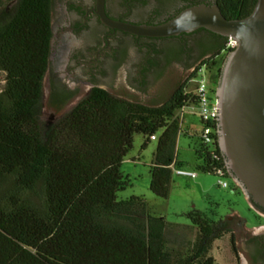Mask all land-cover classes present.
Instances as JSON below:
<instances>
[{
	"label": "trees",
	"instance_id": "16d2710c",
	"mask_svg": "<svg viewBox=\"0 0 264 264\" xmlns=\"http://www.w3.org/2000/svg\"><path fill=\"white\" fill-rule=\"evenodd\" d=\"M256 1L214 4L224 18L241 20ZM51 7L52 0H19L0 14V264H216L209 255L212 244L227 234L237 255L235 235L223 220L213 222L197 210L188 213L197 231L190 243L184 238L187 229L150 214L142 198L117 200L127 186L120 166L134 135L143 136L141 149L155 137L149 189L168 198L173 168L183 167L177 160L183 130L178 113L194 103L187 87L202 68L212 72L219 56L227 57L232 51L225 49L228 39L174 85L159 106L92 88L63 117L40 121ZM217 75L215 89L221 69ZM183 132L184 138L197 139L191 146L196 169L214 176L221 171L232 190L241 191L229 177L217 140L206 147L199 133ZM237 219L245 229V221Z\"/></svg>",
	"mask_w": 264,
	"mask_h": 264
},
{
	"label": "rangeland",
	"instance_id": "374dc122",
	"mask_svg": "<svg viewBox=\"0 0 264 264\" xmlns=\"http://www.w3.org/2000/svg\"><path fill=\"white\" fill-rule=\"evenodd\" d=\"M197 1L202 4H214V0ZM90 3L91 0H52L53 39L43 95L38 107L40 121L50 115L63 117L81 102L92 88L103 89L132 102L159 106L165 102L168 90L174 84L182 82L195 68L185 72L178 63L172 62L162 71L140 73L144 50L135 44L131 36L116 32L106 38L105 27L96 19L83 22L71 9L65 12L69 5ZM120 3V0H107V9L111 15H122ZM181 8L182 0H147L145 6L140 7L127 18L138 23L147 22L150 20L149 13L152 9L160 12L159 20H161ZM152 43L162 45L163 49L168 51L176 48L173 41H152ZM222 67L223 64L218 59L216 67L210 73V79L205 74L206 79L213 83L218 70ZM2 78L0 74V80ZM2 85L1 81L0 87ZM192 88L190 83L187 91ZM57 99L61 102L57 103ZM178 116L181 120L179 113ZM182 121L183 128L190 129L191 136L192 133H200L202 128L200 121L190 114V109L185 110ZM183 131L184 129L177 139V155L178 159L184 161L187 166L181 169L195 171L197 177L190 179L179 177L174 173L168 198L161 199L154 196L149 186L156 141H150L144 149H141L143 136L134 135L132 149L120 166L121 175L127 180V186L117 194V200L142 198L150 214L162 216L168 223L175 225L190 224L186 215L193 210L204 213L213 222L227 219L228 216L235 214L245 221L246 229H252L250 234H263L264 230L257 229L259 225L264 224L263 218L259 215L260 211L251 206L241 191L232 190L230 185L223 189L218 186L217 176L196 169L197 161L191 146L197 139L184 138ZM227 226L235 235L237 255L231 250L227 234L213 242L210 256L216 264H246L249 247L243 242L245 231L236 223L227 222ZM184 233L185 241L191 243L197 231L189 228Z\"/></svg>",
	"mask_w": 264,
	"mask_h": 264
},
{
	"label": "water",
	"instance_id": "95a60500",
	"mask_svg": "<svg viewBox=\"0 0 264 264\" xmlns=\"http://www.w3.org/2000/svg\"><path fill=\"white\" fill-rule=\"evenodd\" d=\"M106 0H95L100 22L137 38L163 39L199 29L231 39L215 89L217 146L232 182L264 210V0L241 20L224 18L215 4H197L159 24H134L107 16Z\"/></svg>",
	"mask_w": 264,
	"mask_h": 264
},
{
	"label": "flooded vegetation",
	"instance_id": "af4514ba",
	"mask_svg": "<svg viewBox=\"0 0 264 264\" xmlns=\"http://www.w3.org/2000/svg\"><path fill=\"white\" fill-rule=\"evenodd\" d=\"M18 1L19 0H0V14L2 12L5 13L8 10H10L11 7H13L15 4L18 3ZM94 1L95 0H91V3L88 5L87 4L73 5V6L69 5L65 12H67L68 9H71L75 13L76 17L81 18L83 22L89 19H96L99 23H101L98 16L95 13ZM120 2H121L120 7L122 9V15L113 16L109 13L107 9V0H106L105 11L107 16L115 20H120L134 24H147V22L150 21L153 24H159L174 17L181 10H183V8H185V6H187L188 4L191 3L202 4L199 3L197 0H182L181 9H178L174 14L167 15L165 18L161 20H159L160 12L151 9L149 13L150 20L147 22L138 23L129 20L127 16H129L130 14H134L136 11L139 10L140 7L145 6L147 0H120ZM50 17H51L50 23H51L52 39H53L52 7H51ZM105 30H106V34H105L106 38L112 36L116 32L129 35L127 33L118 30H111L107 27H105ZM129 36H131L134 39V42L138 47L144 50V55L142 58V62L140 64V73H149L156 70L162 71L164 67H167L172 62L178 63L181 66L182 70L187 72L189 69L196 67L204 56H209L212 52H214L219 47V45L221 44L224 38L222 36H219L217 34L208 31L207 32L201 31V29L192 33L181 34L177 37H170L163 39H151L144 37L137 38L132 35ZM52 39H51V43H52ZM152 41H173L176 44V48L168 51L163 49L162 45L154 44L152 43ZM50 53H51V46H50ZM50 55H49V59H50ZM218 59H220L221 63L224 64L226 58L224 54H221ZM217 74L215 76L216 78H218ZM216 82L218 83L219 79H217ZM172 88L173 87H171L168 90L166 97L169 96ZM90 91L91 90H89V92ZM259 211L261 214L259 213L258 214L264 220V210H259ZM223 221L225 223L230 222V224L236 223L237 226L239 225L241 226L240 222L237 219V215L235 214L228 216L227 219H224ZM258 228L264 230V224L259 225L257 229ZM250 230L252 229H246V228L244 229L245 238L243 239V242H245L246 245L249 247V254H248L249 257L248 259H246L247 262L246 264H264V233L260 235H252L250 234Z\"/></svg>",
	"mask_w": 264,
	"mask_h": 264
},
{
	"label": "built area",
	"instance_id": "2783aa9c",
	"mask_svg": "<svg viewBox=\"0 0 264 264\" xmlns=\"http://www.w3.org/2000/svg\"><path fill=\"white\" fill-rule=\"evenodd\" d=\"M236 46L237 43L235 41L228 39L225 49L226 51L234 50ZM210 73L211 72L206 68H202L197 77L191 81L193 88L187 92L193 96L194 103L188 105L179 112L181 121L183 119V113L187 109H190V114L192 116H196L199 119L202 126L199 133V141L206 147H212L217 140L215 86L209 81ZM205 74L209 76V79H206ZM199 75L202 76L199 77ZM152 140H155V137H152ZM173 172L179 177L190 179H195L197 177L196 172L192 170L173 168ZM216 176L219 178V187L223 189L229 187L221 171L216 172Z\"/></svg>",
	"mask_w": 264,
	"mask_h": 264
},
{
	"label": "crops",
	"instance_id": "0c3cea01",
	"mask_svg": "<svg viewBox=\"0 0 264 264\" xmlns=\"http://www.w3.org/2000/svg\"><path fill=\"white\" fill-rule=\"evenodd\" d=\"M182 128H183V126H182ZM183 129H188V128L186 127V128H183ZM188 130H189V129H188ZM177 160H178L179 162L182 163L183 167L187 166V164H186L184 161L178 159V155H177ZM228 186H229V183H228ZM179 226H180V227H183V228H185V229H187V230H188L189 228H192V227L190 226V224H180ZM209 255H210V254H209Z\"/></svg>",
	"mask_w": 264,
	"mask_h": 264
}]
</instances>
